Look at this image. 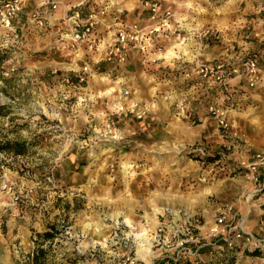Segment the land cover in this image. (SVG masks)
Masks as SVG:
<instances>
[{
	"label": "rangeland",
	"instance_id": "obj_1",
	"mask_svg": "<svg viewBox=\"0 0 264 264\" xmlns=\"http://www.w3.org/2000/svg\"><path fill=\"white\" fill-rule=\"evenodd\" d=\"M5 1L0 144L23 150L0 151V264L205 262L238 232L255 243L236 241L234 264H264V167L257 179L248 169L264 154V77L250 87L234 76L225 90L198 73L215 61L190 57L201 51L196 34L170 45L171 29L157 56L107 62L84 44L60 46L67 0H24L9 25ZM115 3H98L112 6L102 25L120 18ZM249 51L222 63L242 71L257 55L264 65V44ZM243 82L259 87L260 101L234 91Z\"/></svg>",
	"mask_w": 264,
	"mask_h": 264
},
{
	"label": "crops",
	"instance_id": "obj_2",
	"mask_svg": "<svg viewBox=\"0 0 264 264\" xmlns=\"http://www.w3.org/2000/svg\"><path fill=\"white\" fill-rule=\"evenodd\" d=\"M100 1L67 0L66 3H62L58 7L57 15L63 18L69 10L80 3L86 6H92L93 4L99 5L98 3ZM115 1L118 4L115 3L116 6L114 8L121 13L119 17L125 22L133 23L145 17V15L141 16V13H144L142 3L144 0ZM115 1H111V3ZM159 6L160 11H170L173 13L176 21L175 23L171 21L170 24V45H179L186 39H189V35L198 34V36L195 35L194 37L201 43V51H198L195 56H190L195 61L225 62L231 59L236 61L240 55L248 54L252 45L264 44V0H159ZM107 7L110 8L112 6ZM108 12H112V8ZM107 19L109 17L106 18L105 25H102L104 28L101 26L97 27L99 30L97 34L101 35H98L99 37L96 35V39L98 40L97 52L100 51V55H103L104 48L112 36V30L110 29L112 22L110 23ZM211 38L218 40L223 46H216L211 49L206 48L203 42ZM238 45L242 47L237 48V52L232 51ZM204 48L209 52L206 53V56L203 54ZM155 52L152 51L146 55L131 52L128 55V59L131 62L137 56L140 59L149 57L150 55L157 56L153 55ZM73 55H77V51ZM162 56H165V54ZM233 80L228 82L226 90L232 86L231 83ZM258 88L249 89L246 83L243 82V85H237L234 91L242 90L244 97L253 98L258 102L260 101V89ZM252 92L255 95L251 96L253 94ZM262 195V200L264 201V193ZM262 203L259 204L260 208Z\"/></svg>",
	"mask_w": 264,
	"mask_h": 264
},
{
	"label": "built area",
	"instance_id": "obj_3",
	"mask_svg": "<svg viewBox=\"0 0 264 264\" xmlns=\"http://www.w3.org/2000/svg\"><path fill=\"white\" fill-rule=\"evenodd\" d=\"M24 0H6L5 1V22L9 25L10 19L19 11ZM115 1V0H111ZM47 3L56 7V0H48ZM143 6L148 11V16L145 21H135L127 23L120 18H115L112 25V36L109 38L108 44L104 48V57L107 62L124 63L131 52L139 54H148L152 51H160L164 42L169 38L170 19L172 14L170 11H160L159 0H151L144 2ZM107 7L93 4L86 6L83 3L73 7L63 18V31L60 34V46L64 48H75L84 44L89 49L98 50V40L94 36L96 26L102 25L107 14ZM34 24L38 27L43 26L41 18L34 16ZM110 31V30H109ZM259 57L253 55L247 57L244 62H241L242 71L239 67L229 68L227 64L222 62L202 63L198 68V73L210 81H213L220 87L226 90L228 82L234 76H245L249 86L254 87L261 81L260 77H264V65L259 64ZM233 66V65H232ZM235 66V65H234ZM237 66V65H236ZM209 111L220 122L223 128L227 127L223 114L210 106ZM264 167V154H257L255 161L249 165L248 169L253 178L257 168ZM221 221V220H220ZM219 221V222H220ZM242 242L246 246L255 243L250 235L238 232L233 235L230 240H224L226 246L230 249H235V242ZM117 264H138L137 260L131 257H126Z\"/></svg>",
	"mask_w": 264,
	"mask_h": 264
},
{
	"label": "trees",
	"instance_id": "obj_4",
	"mask_svg": "<svg viewBox=\"0 0 264 264\" xmlns=\"http://www.w3.org/2000/svg\"><path fill=\"white\" fill-rule=\"evenodd\" d=\"M3 56H0V64L3 61ZM23 150L22 145L18 143H4L3 145L0 144V151H9V152H15V153H21ZM261 208L264 210V201L261 205ZM262 222L264 223V215L261 217ZM43 237L51 238L52 234L50 232H46L43 234ZM209 251H206V253L212 254V250H214V254H212V257H207L206 261H202L195 258L194 262H184V264H234L235 261V249H230L226 246V244L220 243L216 248L215 247H209ZM178 264V263H176Z\"/></svg>",
	"mask_w": 264,
	"mask_h": 264
},
{
	"label": "bare ground",
	"instance_id": "obj_5",
	"mask_svg": "<svg viewBox=\"0 0 264 264\" xmlns=\"http://www.w3.org/2000/svg\"><path fill=\"white\" fill-rule=\"evenodd\" d=\"M156 211V210H155ZM158 214V213H157ZM127 225V224H126Z\"/></svg>",
	"mask_w": 264,
	"mask_h": 264
}]
</instances>
